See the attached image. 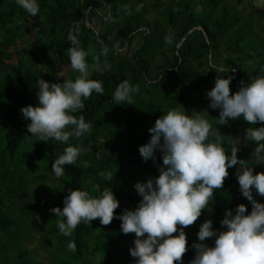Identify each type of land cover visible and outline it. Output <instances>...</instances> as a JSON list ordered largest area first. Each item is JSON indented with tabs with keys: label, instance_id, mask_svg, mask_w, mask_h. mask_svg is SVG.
<instances>
[{
	"label": "trees",
	"instance_id": "16d2710c",
	"mask_svg": "<svg viewBox=\"0 0 264 264\" xmlns=\"http://www.w3.org/2000/svg\"><path fill=\"white\" fill-rule=\"evenodd\" d=\"M244 2L248 1L37 0L39 12L32 16L16 0H0V33L4 34L0 41V264H135L129 251L135 234H123L119 219L107 226L98 218L91 224L81 222L65 236L50 209L63 208L69 189L98 196L109 187L119 200L116 216L134 210L142 199L135 184L158 176V166L163 165L159 151L154 163L144 161L139 147L149 142L148 129L170 108H184L187 115L199 112L213 130L219 128L226 136V152L231 136L243 140L249 127L264 126L250 125L242 117L221 125L219 110L211 109L207 98L217 76L213 64L229 70L224 78L233 77L230 94L249 77L264 76V8L247 3L250 10L244 11ZM152 10L155 19L149 18ZM96 22L104 33L93 26ZM23 30L34 32V47L17 48L18 39L25 42ZM70 32L87 53L90 78L102 82L104 91L93 92L83 100L84 108L73 114L83 115L92 125L89 132L67 143H45L28 133L30 120L23 118L21 109L38 105L39 79L63 83L79 75L68 57ZM11 48L19 54L17 64L6 61ZM123 81L138 88L131 94L132 104H117L113 99ZM195 89L197 96L192 94ZM69 145L88 150L75 165H65V175L57 178L51 166ZM256 146L255 141H244L237 153L246 166H253L254 174L264 172V163L253 156ZM239 166L229 168L222 189L214 190L208 205L211 211L203 210L184 229L188 251L183 264L194 258L192 244L200 242L197 234L205 220H212L214 230H226L220 221L227 209L235 212L243 203L246 214L251 212V202L239 191L235 174ZM102 171L111 173L112 179L101 177ZM96 185L99 189L93 190ZM253 196L264 203L255 189ZM38 217L40 225L35 222ZM36 233L48 250L47 259H38L29 248ZM205 242L214 246V238Z\"/></svg>",
	"mask_w": 264,
	"mask_h": 264
},
{
	"label": "clouds",
	"instance_id": "9594fccd",
	"mask_svg": "<svg viewBox=\"0 0 264 264\" xmlns=\"http://www.w3.org/2000/svg\"><path fill=\"white\" fill-rule=\"evenodd\" d=\"M16 3L32 16L39 12L37 0H16ZM68 41L71 42L67 49L71 68L79 75L74 81L63 83L39 79L38 105L21 109L23 118L30 120L28 133L45 143L49 140L67 143L71 137L79 138L89 132L92 125L85 122L83 115L73 114L84 108L83 100L93 92L103 94L104 91L102 82L90 78L87 53L77 46V37L70 32ZM107 51L103 49L104 54ZM211 67L217 76L207 97L209 107L219 110L220 124L241 117L250 125L264 124V76L249 77L248 82L240 83L238 91L230 94L233 77L223 75L229 70L214 64ZM136 91L138 88L123 81L116 87L113 99L117 104H132L131 94ZM185 113L184 108H170L148 129L151 138L139 147V152L144 161L151 159L155 163L159 151L163 165L158 166V176L135 184L142 199L134 210L125 209L116 216L119 200L109 187L98 196L86 190L69 189L63 208L50 209L57 218L60 233L69 236L81 222L91 224L97 218L105 226L119 219L123 234H135L134 247L129 249L135 264H183L188 251L184 229L192 226L203 210L211 211L208 205L214 190L222 189L229 176L228 169L239 164L235 173L239 191L251 202V212L246 214L243 203L236 206L235 212L227 209L220 221L226 230H214L212 220H205L197 234L200 242L192 244L195 255L189 264H264V203L253 196L255 189L264 197V172L254 174L253 166H246L237 156L241 143L255 141L253 156L264 163V126L249 127L243 140L231 136L229 155L224 148L226 136L219 128L213 130L199 112ZM69 128L71 131L67 130ZM87 150L67 146L51 166L54 175L63 177L64 166L75 165L81 153ZM84 167H87L86 162ZM99 175L105 180L112 179L111 173L102 171ZM98 189L96 185L93 190ZM177 232L178 235H174ZM212 238L214 246H209L205 241Z\"/></svg>",
	"mask_w": 264,
	"mask_h": 264
},
{
	"label": "rangeland",
	"instance_id": "374dc122",
	"mask_svg": "<svg viewBox=\"0 0 264 264\" xmlns=\"http://www.w3.org/2000/svg\"><path fill=\"white\" fill-rule=\"evenodd\" d=\"M247 1L248 2H244V4H242V7L244 8V11L250 10V7H249V5L247 3H252V4L257 5L260 8H264V0H247ZM146 2L147 3H159L160 0H146ZM152 12H153V10L151 11V13L149 15V18L150 19H155V14L152 13ZM16 21H19V20H16ZM261 25H264V21L261 22ZM29 26H30V23H26L25 24V27H29ZM93 26L96 28V30L97 29L100 30L101 33L105 32V30H103L104 28L100 27L101 26L100 23L96 22V23H94ZM21 34L24 35L23 38H24L25 42L23 44L21 39H18L17 43H16L17 48L21 47L22 45H24V46H26L28 48L34 47L33 46L34 45V43H33L34 32H32V33H24V30H23L21 32ZM3 35L4 34L0 33V41L2 40ZM13 50H14V48L10 49L9 57H8V59L6 61L10 62V63H13V64H17L18 61H19V54H17L16 52H13ZM212 72L216 73L215 69ZM51 74H52L51 75L52 77H55L57 75V72H53ZM68 75L70 76V73ZM192 94L197 96V90L196 89L193 90ZM35 222H36V225H40L42 223V220L38 217V218L35 219ZM29 248L32 250L34 255L37 256L38 259L43 260V259H47L48 258V250L45 249V248H42V242H41V239L39 237V234L36 233V239H34L31 242H29ZM96 259H97V261H100L102 258L99 255H97Z\"/></svg>",
	"mask_w": 264,
	"mask_h": 264
},
{
	"label": "water",
	"instance_id": "95a60500",
	"mask_svg": "<svg viewBox=\"0 0 264 264\" xmlns=\"http://www.w3.org/2000/svg\"><path fill=\"white\" fill-rule=\"evenodd\" d=\"M192 32H193V30H192V31H190V32H189V34H190V33H192Z\"/></svg>",
	"mask_w": 264,
	"mask_h": 264
}]
</instances>
